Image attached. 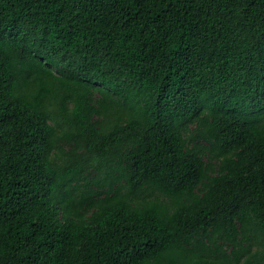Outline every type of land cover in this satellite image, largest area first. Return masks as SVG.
<instances>
[{
    "label": "trees",
    "instance_id": "16d2710c",
    "mask_svg": "<svg viewBox=\"0 0 264 264\" xmlns=\"http://www.w3.org/2000/svg\"><path fill=\"white\" fill-rule=\"evenodd\" d=\"M0 264H264V0H0Z\"/></svg>",
    "mask_w": 264,
    "mask_h": 264
},
{
    "label": "rangeland",
    "instance_id": "374dc122",
    "mask_svg": "<svg viewBox=\"0 0 264 264\" xmlns=\"http://www.w3.org/2000/svg\"><path fill=\"white\" fill-rule=\"evenodd\" d=\"M256 248H253V250H255Z\"/></svg>",
    "mask_w": 264,
    "mask_h": 264
}]
</instances>
